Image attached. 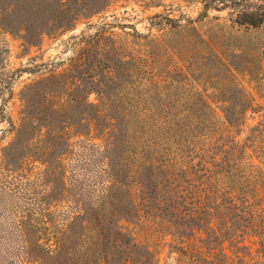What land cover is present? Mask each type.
Masks as SVG:
<instances>
[{
  "label": "rangeland",
  "instance_id": "374dc122",
  "mask_svg": "<svg viewBox=\"0 0 264 264\" xmlns=\"http://www.w3.org/2000/svg\"><path fill=\"white\" fill-rule=\"evenodd\" d=\"M25 2L0 264H264V0Z\"/></svg>",
  "mask_w": 264,
  "mask_h": 264
},
{
  "label": "trees",
  "instance_id": "16d2710c",
  "mask_svg": "<svg viewBox=\"0 0 264 264\" xmlns=\"http://www.w3.org/2000/svg\"><path fill=\"white\" fill-rule=\"evenodd\" d=\"M26 0H7V8L3 9L4 14L11 15L16 14L18 16L19 21H26L33 15H35L36 9L38 8L39 4H27ZM40 7V6H39ZM48 23L49 20H48ZM29 26L24 25L23 30H26Z\"/></svg>",
  "mask_w": 264,
  "mask_h": 264
}]
</instances>
